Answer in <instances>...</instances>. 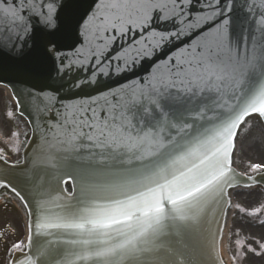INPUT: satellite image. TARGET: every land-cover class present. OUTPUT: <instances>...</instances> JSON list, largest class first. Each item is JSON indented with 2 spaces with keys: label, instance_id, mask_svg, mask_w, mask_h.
<instances>
[{
  "label": "snow or ice",
  "instance_id": "obj_1",
  "mask_svg": "<svg viewBox=\"0 0 264 264\" xmlns=\"http://www.w3.org/2000/svg\"><path fill=\"white\" fill-rule=\"evenodd\" d=\"M221 2L203 0L201 10L192 14V0H94L91 14L81 16L83 45L75 55L84 54V45L89 46L88 54H102L118 37L133 31L147 30L142 39L149 51L181 35L195 32L199 38L169 58L165 66L171 67L160 78V87L153 86L147 95L142 92L141 99L135 94L117 99L114 93L115 103L105 99L104 105L93 101L57 111L54 140L58 136V143H93L113 153L121 167L109 170L101 182L88 170L89 163L61 178L60 183L79 181L77 197L57 194L40 201L34 232L54 237L35 241L40 264H203L204 258L214 264L219 260V233L205 229L202 220L208 206L219 204L225 189L233 186L241 125L253 115L264 120V14L255 22L257 41L245 36L242 24L230 31L232 0H224L223 6ZM259 6L264 8V0ZM64 7L61 0H0V36L6 34L13 47L28 40L43 41V53L54 63L60 59V49L58 41L49 37L60 32ZM34 19L43 27L37 28ZM154 20L172 21L179 30L156 31ZM249 40L259 44L260 55L256 47L251 52L242 49ZM141 113L152 114L156 122L146 123ZM165 128L167 137L162 135ZM125 157L129 166H124ZM251 167L262 169L264 164ZM237 244L243 246V241ZM22 247L12 245L14 251ZM28 247H33L32 232ZM260 248L264 250V243ZM248 251L255 249L249 245ZM20 264L37 261L26 257Z\"/></svg>",
  "mask_w": 264,
  "mask_h": 264
},
{
  "label": "water",
  "instance_id": "obj_2",
  "mask_svg": "<svg viewBox=\"0 0 264 264\" xmlns=\"http://www.w3.org/2000/svg\"><path fill=\"white\" fill-rule=\"evenodd\" d=\"M65 9L66 11L75 14L78 12L77 6L74 2L67 5ZM67 17L70 20L73 19L71 16ZM74 29L77 30L78 27H75ZM64 34L65 31L62 35ZM59 41L60 52L73 51L77 45V42L66 43L64 37H61ZM260 54L261 50L259 48L257 55ZM48 59L49 72L46 74V79L49 80L52 74L56 72L59 75H62V71L58 64L53 63L51 58ZM140 71L145 73L146 69L141 68ZM86 76L88 79L95 82L99 88L92 86V84L88 82L77 79L76 77L65 75L62 76L64 79V85L61 90L56 93L59 94V97L57 98L50 99V97L41 96L36 91L29 93V90L21 89L23 95L22 98L18 88L16 89L17 95L22 100V107L19 112L26 118L31 128L32 139L24 154V166L14 169L6 167V169L9 170H4V173L2 175L0 174V181L15 189V191L26 200L30 210L31 220H35V217L40 212L38 207L40 201L51 199L57 194L64 196L60 183L61 177L56 176L54 179L51 178L58 169H61V167L64 172L57 174L65 176L64 179H66L68 173L80 171L90 163L91 167L88 170L95 172L101 182L105 180L109 170L114 171L121 167L120 160H114L112 158L113 153H110L107 149L97 148L93 143L87 141H85L83 145L78 142L74 145L58 143L57 141L61 139L60 137L57 136L56 140L53 139V136L55 135L53 126L58 122L57 115L43 109H28L24 105L33 106L36 104L38 106H44L50 103L52 105V110L55 113H57V111L64 112L66 107L89 105L91 104V100H98V96H102V87L105 86L100 81L96 80L90 73H87ZM25 83L27 82L25 81ZM30 85L31 84L29 83V86ZM45 88H49L47 82L37 86L36 90L40 92ZM140 117H142L146 123L156 122L151 114L141 113ZM171 132H175V130ZM172 135H175V133ZM126 160L127 157H125L124 166H129L126 163ZM19 174H21L22 178L28 184L24 183L22 179L17 177ZM70 183L72 184V194L74 193L77 197L79 195L80 183L79 181L75 184L72 181H70ZM202 223L205 229L210 228L211 231L217 232L220 235V221H213L205 214ZM219 235L217 237V243ZM214 254L215 253H213V255ZM203 264H213V261L204 258Z\"/></svg>",
  "mask_w": 264,
  "mask_h": 264
},
{
  "label": "flooded vegetation",
  "instance_id": "obj_3",
  "mask_svg": "<svg viewBox=\"0 0 264 264\" xmlns=\"http://www.w3.org/2000/svg\"><path fill=\"white\" fill-rule=\"evenodd\" d=\"M241 199L244 204L246 203V201H248L249 206H251L252 204H257L259 201L258 197L251 196V194H244ZM259 224L260 223L258 220H253L248 222L245 227V219L243 217H238L236 219L235 227L237 228V231L241 233L245 232L246 230V233L244 236L235 234L231 240L233 246L229 244V250L232 258H235L233 259V264H264V250H261L260 248V244L264 243V236H261L259 239L255 237V230L264 231V225H261L259 227ZM238 240L245 242L247 247L251 245L252 247L256 246L257 248L255 252H252L248 255L244 263L243 260L245 258V254L249 251L243 253V251L241 250L242 246L237 244Z\"/></svg>",
  "mask_w": 264,
  "mask_h": 264
},
{
  "label": "rangeland",
  "instance_id": "obj_4",
  "mask_svg": "<svg viewBox=\"0 0 264 264\" xmlns=\"http://www.w3.org/2000/svg\"><path fill=\"white\" fill-rule=\"evenodd\" d=\"M3 95H0V101H2L3 103V99H2ZM13 133V130L10 126V124L8 123V121H6L4 119V117H2L1 111H0V137L1 138H6L8 136H10ZM257 158L258 159H264L261 157L260 154H257ZM11 220L14 219V217L11 215L10 216Z\"/></svg>",
  "mask_w": 264,
  "mask_h": 264
}]
</instances>
